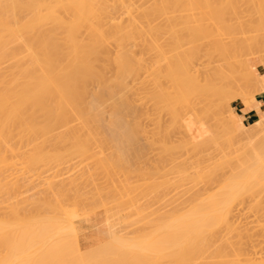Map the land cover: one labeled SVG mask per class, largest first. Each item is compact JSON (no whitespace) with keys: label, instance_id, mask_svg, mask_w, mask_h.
<instances>
[{"label":"bare ground","instance_id":"1","mask_svg":"<svg viewBox=\"0 0 264 264\" xmlns=\"http://www.w3.org/2000/svg\"><path fill=\"white\" fill-rule=\"evenodd\" d=\"M248 10L256 11L257 13H259V15H257V16H252V15L244 16V15H242L244 12H246ZM263 13H264V0H0V64L4 61L7 62V60H11L9 67L12 68V71H10V73H8V72L7 73H0V183L3 180L2 174L5 171V168L10 164L7 162L8 160H7L6 154L8 153V151H11V153L16 155L19 153V151L21 150V146H22V145H20V147H18V146L14 147L11 145V143H10L11 141H9V143H10V145H9V143H8L9 139L12 141H13L12 138L15 139L17 137L19 140H20V138H23V137L24 138L28 137V139L31 138L30 140H37L41 137L42 138L44 137L43 139H46V138L52 139V137L57 139L58 136L61 138V140L62 139H68L70 136L68 134H67L68 136H66L65 134L68 133L67 131H69V130L71 132L72 127L74 126L76 129L73 128V129H75V131L72 130V131H74L72 133L74 135H76V134L80 135V133L82 132L83 133V137H82L83 141H87V139H84L87 136L89 137L90 140H92V138L95 140V139H98L99 137L101 139H104L102 136V133H105V132L106 133L109 132L108 134H110V135H108L109 136L108 138H112L115 141H116V139H119V138H121V140H122L123 137H125L124 139L127 138V140H129L128 138L131 137L130 132H132L133 135L136 134L134 129H133V126H131L132 123H134L138 120V119H134V118L141 116L138 114H137V116L135 115V117L133 116L136 112V111L134 112V109H135L134 106H136L137 104H136V102L133 103L134 100L132 99V98H135L134 95L132 97V94H134L133 93V91H135L134 88L137 87L136 82L140 80V82H138L141 84L140 86L142 88V89L140 88L141 89L140 92L142 90H144V91L146 90V92L149 93L150 95L153 92V94L151 96H153L155 98V101L153 102L154 106L152 105L154 108H151L150 105L152 103L150 104V102H152L154 100L153 97H151L149 94H147L144 91H143L144 93L141 92V93H143L142 97H144L145 94L149 95V96L146 95L145 98L149 99L151 97L149 99L150 102L148 100L144 99V100L149 102L148 104L150 106V107L148 106V109L144 108V109H146L145 111L143 110V112H145V113H146V111L148 112L145 115V118H148V117L150 118V116H151L152 117V118H150V121H151V119L153 120V117L155 116L154 117L155 121L153 120L152 122H154V125H155V123H158L155 126H156V128H157V126H159L158 127V130L160 129L159 130V136H161L160 134L162 132V135L166 137V140H164V137L163 138L161 137L163 142L165 141L164 144H168L170 146V144H169V142H167V140L170 141V140L176 139V137H174V136H177L180 134L179 137L177 136L178 141L176 140L177 141L176 142L174 140V143L175 142L177 143V144L175 143L176 149L173 147L174 152L176 150H178L177 152L181 153L180 159H183L185 157L183 160H181L182 161L181 165H183V166L180 168L182 170H179V171H181L180 173H182V175L185 179L189 176L191 180L193 179V182L196 181V182H200V183L203 182V183H207V184L210 183L211 181H213L215 183L216 181H214L215 180L214 177L215 178L217 177L218 182H219V186H220L219 188L221 189V190L218 189L216 192H214L215 194L211 193L210 192L211 188L213 189V191L215 190L213 188L214 183L212 184V182H211V185H212L211 188L209 187L210 184H209V186L207 185L208 188L206 187L205 193L200 192L199 195L196 194L198 196L195 197L196 200L195 199L193 200L194 203L192 201L191 202L187 201L188 203H192V204L189 205L187 203L189 206L188 205H187L188 207L183 206L182 209L179 210L180 212L179 211L176 212V213H178L177 215L174 214L175 216L174 215L170 216V215H172V214H170L169 218H164L166 221V223L164 222V225L162 227L163 232H164V234H163L164 236L163 237L161 236V238H164V239H163L162 243L159 240L160 243L162 244L161 245L162 250L159 249V244L154 243V240L152 241V239H151L157 233H154V235L152 234V237H149L151 239V241L145 242L146 244L142 243V244H144V246L141 244L140 240H138L139 241L138 242L136 239V242L138 244L140 243L143 246L142 249L144 250L143 251L144 254L146 252V253L150 254V256H153V255L159 256L158 254L162 253L163 257H165V261L167 264H264V257H263L264 256V225L260 224V223L264 222V220H263L264 218L262 219L263 221H261V219H258L259 217L258 218L256 217L257 213H254L255 218H257V219H252V220L248 221V218H246L245 215L242 216L243 215L242 212L244 210L239 209L241 207L243 209L245 206H247L248 209L250 207V203L248 202L249 205H247L248 203L245 204L246 202L244 203V201H243V206L239 207L240 203L242 205L243 199H241V197L242 198L244 197V199H245V196L248 195L247 197L249 198V196L253 195L252 193L255 192L256 188L259 189V188L263 187V189H264V153H263L264 145L259 146L260 148L258 146H255V147L251 146L254 149V152H252L249 156L247 155L248 157L242 156L243 157V159H241L242 163L239 164V166L237 168H235L236 166L235 167L232 166L234 168V171H232L234 173L233 177L231 178L232 180H230L229 178L227 179L224 172H222V174H220V175H222V177H220L221 180L219 179L220 175L216 174L220 168L224 169V167L226 166L225 165V159L226 158L224 159V157L225 156L228 157V155L224 154L225 156L223 157L222 161L219 160V162H218L219 164H221V166H224V167H220V165L218 163L217 164L215 163L214 165H212L215 168L218 167V170L214 169V167H210V168L208 167L209 166L208 164H210L214 161V158H215L214 156H213V161H211V160L209 161L208 159H206L205 156H201L202 154H206V152H205L206 150L208 152V149L209 150L211 149L208 146V144H211V143H208V142L211 141L212 146H213L214 145L213 143L217 142V139H215V138H220L222 135L221 133L224 132L222 125L220 126V124H218L217 120H216L215 122H216L217 126H216L215 130H217V128L220 126V127H222L223 132L221 130H219L220 129L219 128L218 131L221 132L220 137L218 136L219 132H217L218 135L216 134L218 137L211 135L213 133L215 135V132H211L213 130L212 129L213 127H211V126H214V125H211L212 124L211 122H213L215 120L214 119L213 121H211L212 117H213V115H215V117H216V115H218V113L220 111V110L219 111L217 110L218 111V112L216 111L217 114H213V111H215V109L217 108L216 106L219 107L218 104H215V101L217 98H214V97H216V95L218 97V95H219L218 99H219V102L221 105L222 104L227 105L228 103H230V98L228 99V97H230L229 95L233 94V93L228 92V90H227V89H230V88H227L228 86L230 87L229 83L231 82L229 76L231 75V72H233V73L236 72V73L240 74L242 77H243V75L245 76V74L242 73L243 71H241V68L243 67V64H244L243 60L245 58H247V56H249L247 54L251 53V52L247 53L246 49H247V47H249L251 49L252 48L250 46L251 44L252 45L253 44H259L258 41L253 42V37H248V36L244 35L245 33L242 30L244 18L247 17L249 20H253L256 23V26L258 27V29H262V28H264V14ZM230 26H233L234 29H237L238 31L234 30L231 32V30H229L227 33H224L223 31L230 29ZM224 35H226V36H224ZM227 36L230 40L233 39L235 41V43H237L238 45H236L234 47L233 46L230 47L229 43H227L229 45V46L227 45L228 48L225 45H224L225 47L222 46L221 42L223 40L227 41V39H224ZM162 39H164V40L162 41ZM258 39L261 42H264V34H261V36ZM229 42H231V41H229ZM112 43L115 44V46H116V48L114 50L112 47L113 51L110 49V45ZM224 43H226V42H224ZM248 44H249V46H247ZM165 45L168 46V49H165L166 48ZM215 58L217 59V62L215 61L216 60ZM220 61H223L224 63L229 65V67H227V69L230 68V70H232L230 72V74L227 72V69H224L227 73L223 69H218V67H220L219 66L220 64L216 65L215 62L219 63ZM236 63L239 64L238 70H237V66H236L237 64ZM226 64H225V68H226ZM233 65L236 66V69L234 67L235 71L232 68ZM222 66H223V64H222ZM239 66H240V68H239ZM262 66L264 67V65H262ZM8 70H10V69H8ZM258 70L259 69L253 70L255 73L258 74L257 77H259V75L260 76L262 75V73L258 72ZM216 71H217V73H215ZM143 74L145 75V77H143L144 76ZM233 76L234 75H232V77ZM236 77H239V75H236ZM216 78H217V80H216ZM228 78H229L230 82L228 81ZM134 81H135V83L133 85L132 82H134ZM216 81H218V82L216 83ZM233 81L234 80H232V82ZM257 83L260 84V86L262 85V83L264 84V77L263 78L260 77L258 79V81L256 82V84ZM150 84L152 85L151 90H149L151 87ZM149 85H150V87H149ZM140 86L138 84V87H140ZM258 89H260V88L258 87ZM261 89H263V88H261ZM216 91H217V93H216ZM229 91H231V89ZM260 91L261 90H259V92ZM215 93H216V95H215ZM227 93H230V94L228 95ZM240 94H239V96H241V97L244 95L243 93L241 95ZM142 97H140V98H142ZM136 98H137V96H136ZM244 98H245V96H244ZM218 99H217L216 103H218ZM140 100L144 101L143 98ZM138 101H137V103H138ZM142 101L141 102L139 101V103H138L139 106H140V103L142 105ZM146 101L144 103H146ZM198 104H200L199 105L200 107L197 106ZM145 105L146 104H144V106ZM213 107H216V108H214V110H213ZM142 108H143V106H142ZM149 109L150 110L154 109L155 113H154V111H152L153 113H151V111ZM149 111H150V113H149ZM133 112H134V114H133ZM139 112L140 111H137L136 113H139ZM152 114H154V116H152ZM146 116H148V117H146ZM140 118H144V116L143 117L141 116ZM144 120L141 123H144L145 122ZM139 121H142V120L139 119ZM73 122H76L75 124H77V125H81V124H84V125L89 124V125L88 126L82 125L84 127H82V128L80 127L78 129L77 127H79V126L76 127ZM77 122L80 124H78ZM105 122H107V124L111 123L112 125L107 127V124ZM226 122L224 123V125L226 124ZM69 123L70 124L72 123L74 125L71 124L72 126L69 128V126H70V125H68ZM97 123L98 124L101 123L100 124L101 126H102V123H103V126H104V124H106V127L104 128L102 126V128H104V129H100L101 126L98 127ZM122 123H124V124L129 123V125L132 127V129L127 124H125V126H121L120 124H122ZM92 124H94V125H92ZM227 124L229 125L228 122H227ZM58 125H60V126L62 125L63 127H65V125H67V127L65 129H63L66 133H61V132H63V130L60 127L61 131H59L58 132L59 134H58L56 132L57 130H59ZM93 126L95 128L98 127L99 129L98 128L95 129V128H93ZM139 127H141V126H139ZM148 127H150V126H148ZM141 128H139L140 130L137 129V131L138 132L141 131L143 129V128L142 129ZM156 128H155V130H156ZM226 128L227 127L224 126V129H226ZM147 129H149V128H147ZM144 130H146V129H144ZM158 130H156V131H158ZM75 132H77V133L75 134ZM98 132H99V135H98L99 137L97 138L95 136ZM143 132L146 133L145 131H143ZM100 133H101V135H100ZM60 134H62V135H60ZM73 134H72V137H70L69 139H74L77 141V143H75L76 144L75 146H74V144L72 145V148L74 146V148H73L75 151L74 153H76L77 155L79 153L80 154L89 153L90 151H89V148L87 146L88 144L87 145L85 143L79 144L80 143V137H78L79 135L78 136L76 135L77 137H74ZM105 134H103V135H105ZM227 134H229V132ZM227 134H223V135L225 136ZM55 135H56V137H55ZM85 135H87V136H85ZM106 135H105V137L107 138ZM48 136H50V137H48ZM91 136H92V138H91ZM136 136H137V134L135 135V137ZM144 136H146V135H144ZM152 136H156V135H152ZM157 136H158V134H157ZM205 136H207V137H205ZM228 136L229 135H227V137ZM66 137H68V138H66ZM135 137H133V138H135ZM60 138H58L59 141H60ZM139 138H140V136H139ZM18 139H16V140L18 141ZM220 139H223V138H220ZM30 140H29V143H30ZM207 140H208V142H206ZM225 140H226V138H225ZM26 141H28V140L26 139ZM115 141H113V142H115ZM213 141H215V142H213ZM102 142H103L102 143L103 146H105V148H106L107 142L104 143V140ZM118 142H120V140ZM118 142L117 143L115 142V144H112V145L114 147L116 146L117 149L120 148L119 151H121L123 153L124 150H122L121 148H123V147L125 148L127 146V144L123 143L122 141H121L122 143L121 142L118 143ZM26 143H28V142H26ZM78 144H79V147L77 146ZM145 144H146V142H145ZM164 144H162V145H164ZM204 144H206V145L204 146ZM215 144H216V146L218 145L217 143H215ZM122 145H124V146H122ZM146 145H148V144H146ZM149 146H150V144H149ZM33 148L35 150L34 156L29 157L30 159H27L26 162L23 161V162H25V164L27 163L29 166H32V170L34 169L33 168L34 164L35 163L37 164V162L39 163L43 159L42 158L43 154L44 155L47 154V153L45 154V152H46L45 148L46 147L44 146V144L41 145L39 143H37V144L35 143ZM56 148H54L52 150L54 151ZM261 148L263 151L261 150ZM58 150H59V148H57L55 151H58ZM219 150H220V147H219ZM223 150H225V149H223ZM23 151H25V149ZM259 151H262V152H260L261 154L259 153ZM60 152H61V149H60ZM70 152L68 151V154ZM116 152L118 153V151H116ZM125 152H127V151H125ZM211 152H213V151H211ZM64 153L66 155L67 151H65ZM122 153H121V155H122ZM171 153H173V152H171ZM223 153H225V152L223 151ZM20 154L24 155L23 153H19L18 155H20ZM35 154H36V156H35ZM91 154H93V153H91ZM119 154H120V152H119ZM136 154H137V152H136ZM179 154H176L173 156L176 157ZM32 155H33V153H32ZM54 155H56V154H54ZM54 155L52 157H54ZM59 155H61V153H59ZM210 155H212V154H210ZM39 156H41L42 159H40ZM182 156H184V157L182 158ZM206 156H207V154H206ZM56 157L60 159V156L58 157V152H57ZM61 157H63V155ZM97 158H96L97 160H100L99 156ZM145 158H147V157H145ZM167 158H169V157H167ZM189 158H191V160H192V158L197 159L199 162L198 163L197 161H195V163L197 162L198 165H196V167L194 168L195 171L192 170V174L194 173V175L189 174L191 172V170H189L190 172H188V169L189 168L192 169L195 165V163L193 162L194 165L192 164L193 167L191 166V162L193 160L189 164V160H190ZM202 158H205L206 159L205 161L208 160V163L205 162V163H207L208 166L204 165L205 163H203V167H202V165L200 166L201 162L204 161ZM93 159H95V158L93 157ZM174 159L175 158H173V160ZM176 159H178L177 160L178 162L180 161L179 158H176ZM14 160H15V158H14ZM55 160H58V159H55ZM119 160H120V158H119ZM43 161L45 162V160H42V162ZM12 162H14V161H12ZM23 162L21 161V164ZM44 162H43V164H44ZM101 162H102V160H101ZM103 162H104V159H103ZM103 162L101 164H102V166H104V169H106L105 168L106 165H104ZM227 162L230 163V159ZM92 163H93V161H92ZM119 163L117 165H119ZM127 163H129V162H127ZM127 163H126V165H127ZM222 163H224V165ZM229 163H227V164L230 167L231 165ZM45 164H46V162H45ZM114 164H116V163H114ZM121 164L122 163H120V165ZM177 164H180V163H177ZM89 165H90V163L88 164V166ZM96 165H97V163H96ZM185 165H187V168L185 167ZM216 165H217V167H216ZM70 166H72V165H70ZM102 166H100V169ZM111 166H113V165H111ZM122 166H123V164H122ZM130 166H131V163H130ZM163 167H165V166H163ZM232 167H231V169H232ZM22 168H24V167H22ZM176 168H177V166H176ZM29 169H31V168H29ZM163 169H165V168H163ZM108 170L109 169H106L105 172H108ZM154 170H155V168H154ZM170 171H172V169ZM7 172H8V169H7ZM115 172H116V170H115ZM23 173H22V175H24ZM154 173H156V172H154ZM158 173H160V172H157V174ZM214 174H215V176H214ZM103 175H104V173H103ZM108 175H110V174L108 173ZM141 175H142V173H141ZM164 176H165V174H164ZM224 176L226 178L225 180H224ZM16 177H15V179H16ZM183 177H181V178H183ZM34 178H33V180H34ZM112 178H111V180H112ZM222 178L224 181L222 180ZM13 179H14V177H13ZM105 179H107V178H105ZM166 179H168V178H166ZM23 181H22V183H23ZM86 181H88V180H86ZM220 181L221 182L223 181V182L221 183ZM98 182H100V181H98ZM15 183H16V181H15ZM172 183H173V181H172ZM2 184H3V182H2ZM7 184H9V183H7ZM145 185L147 186V184H145ZM3 186L4 185H2V187ZM18 186L16 185V187H18ZM30 186L28 185V187H30ZM4 187L2 188L3 190L5 189ZM8 187H7V189H8ZM16 187H14V188H16ZM202 187H204V186H202ZM52 188H54V186ZM59 188H61V187H59ZM97 188H99V187H97ZM199 188L200 187H198V189ZM26 189L27 188L25 187V190ZM33 189L34 188H32V190ZM94 189H95V187H94ZM109 189H111V188L109 187ZM202 189L204 190L205 188H202ZM8 190L10 191V193H12V191H13V190L11 191V188ZM170 190H172V189H170ZM0 191H1V189H0ZM4 191L6 192V190H4ZM29 191L30 190H28L26 192H29ZM108 191H110V190H108ZM218 191H219V193L216 194ZM5 192H3V194H5ZM10 193H8V194H10ZM203 193L208 194L207 196L205 195L207 198L205 196L201 195L202 197H205L206 199H202V198L199 199L201 197L200 194H203ZM248 193H251V195ZM3 194H1V195H3ZM17 194L19 195V193H17ZM147 194H149V193H147ZM182 194H184V193H182ZM18 195H17V197H18ZM3 196H5V195H3ZM8 196H10V195H8ZM24 196H26V195L24 194ZM182 196H184V195H182ZM255 196H257V195H255ZM261 196H262V193H261ZM7 197H5V198H7ZM20 197H23V196H20ZM28 197H30V196H28ZM28 197L27 196H26V198L23 197L22 201L24 199L27 200ZM75 197H76V195H75ZM10 198H12V197L10 196ZM35 198H36V196H35ZM42 198L44 201V196ZM81 198H82V196H81ZM251 198H252V196H251ZM1 199H0V201H2V202H0V204L1 203L4 204V201H5L4 197L2 200ZM141 199H142V197H141ZM239 199H241V201ZM40 200L42 201L41 197L38 198V200L36 199L34 201H37L38 202L37 204H39ZM106 200H108V199H106ZM176 200H175V202H176ZM6 201H7V199H6ZM46 201H48V200H46ZM250 201L252 202V200H250ZM49 202H46L47 203L46 206H48L50 204ZM92 202H94V201H92ZM12 203L10 204L11 207H13V208L15 207V209L17 210L16 206H13ZM28 203H27V205H28ZM30 204L32 205V203H30ZM51 204H52V201H51ZM179 204H180V202H179ZM244 204H245V206H244ZM262 204L263 203L261 201L260 205H258V206L260 208V211L263 213L264 210H261ZM79 205H80V203H79ZM135 205H136V203H135ZM50 206L52 207V205H50ZM99 206L100 205H98L97 208ZM253 206H255V205H253ZM253 206L250 208L252 209ZM35 207L38 209L37 206H35ZM40 207L43 208L42 206H40ZM255 207L253 209H256ZM259 208H257V209H259ZM6 209H8V208L6 207ZM32 209L33 208L30 209L29 213H32L31 212ZM54 209L55 208H53V210ZM112 209H114V208H112ZM176 209L177 208H175V211H176ZM244 209L246 211V208H244ZM262 209H264V205H263ZM33 210H35V209H33ZM47 210H46V212H47ZM53 210H51V211H53ZM236 210L238 213L237 212L235 213ZM240 210H241L242 214L240 213ZM12 211H13V209L11 210V212ZM27 211H28V209H27ZM27 211H25L24 214H26ZM36 211L37 210H35V212ZM55 211H56V209H55ZM111 211H109V212H111ZM19 212H21V210ZM56 212H58L57 214H59L58 210ZM107 212H108V210H107ZM2 213L5 214V212H2ZM41 213H43V212H41ZM44 213H45V211H44ZM173 213H175V212H173ZM245 213H247V212H245ZM17 214L13 215V213H12L11 217L14 216L13 218L20 220V219H18V217H16V216H18ZM24 214H23V216H21L22 214H20L19 216L27 218L28 215H24ZM33 214L35 215V213H33ZM47 214H50V213H47ZM246 215L249 216V212ZM250 215H251V212H250ZM251 216H253V215H251ZM5 217H7V216H5ZM8 217L10 218V216H8ZM64 217H66V216H64ZM108 217L110 218V216H108ZM161 217L163 219V215H161ZM253 217H250V218H253ZM13 218H10L9 220L12 219L15 222V219H13ZM28 218H27V220L30 221V222L29 221L28 222L33 223L34 225L29 224L30 225L29 227L27 225L26 226V227H28L27 228L28 230H26L27 232L25 230H23L26 227H24V225H21L23 233L22 232L18 233V235L21 234L19 236L17 234H15L18 231H21V229H20L21 226H19V228L17 227V225H19V223L17 225L15 223V225H13L14 224V223H12L13 221L12 222L10 221L11 222V226H10V222L6 221V219H5V221L9 223L8 225L4 224L5 222L4 223L2 222L3 219L1 220L0 224L3 223L4 226L3 225H0V226L6 227V228H4V232L1 231V234L5 233V231L7 232V230L11 234L10 235L9 233H6V234H8V237L6 236L7 239L5 238V240H7L5 242L6 243L5 246L7 247V249L9 247V249H8L9 251L12 249L13 252H17V251L20 252V250L24 251V249L28 248V247L29 248H32V247L35 248V246L37 247V244H38V248H40V246L45 247V245H43V244H46L47 248L48 247L50 248L51 246H53L51 243H49V244H51V246L49 244H47V242L45 243V241L47 239L46 240L44 239L45 241L44 240L38 241L39 239L40 240L43 239L42 237L40 238L41 231L46 230V229H43L40 231L38 229L40 227V226H38V224H40V222H39L40 218H39V221H38V219L33 221L32 219H34L35 217L32 219L30 217H28ZM49 218H50V216H49ZM52 218H54V217H52ZM153 219H155V218H153ZM7 220H8V218H7ZM27 220H25L24 222H27ZM50 220H51V218H50ZM155 220H157V219H155ZM158 220L160 221V219H158ZM46 221H48V220H46ZM56 221H58V220H56ZM162 221H164V220H162ZM251 221L252 222L258 221L259 223L258 222L251 223ZM67 222H68V220H67ZM55 223L56 222H54V224ZM68 223H69V225L66 227V229H65V227L63 229H65L67 231L69 230V232L66 233V231H64V230H60V229L59 230L63 233H66V234H68V233L74 234L75 233L74 224L72 222H70V219H69ZM126 223H128V222H126ZM135 223L136 222H134V224ZM247 223L250 224L251 226L248 225ZM255 223H257V225L258 224H260V225L257 226ZM25 224H28V223H25ZM140 224H142V222ZM253 224H255V226ZM61 225L64 226L63 223ZM43 226L41 224V227H43ZM118 226L116 225V227H118ZM253 226H254V228H253ZM36 227H37V229H36ZM149 227H150V225H149ZM13 228L20 229V230H16ZM32 228H34L35 231ZM114 228H111V229L113 230ZM156 228L157 227H155V229ZM255 228L257 229L258 232L256 231ZM47 229H48V227H47ZM50 229L53 230V228H50ZM57 229H55V230H57ZM152 229L154 230L153 227H152ZM251 229L252 230L254 229L253 233H251V231H252ZM2 230H3V228H2ZM10 230H12V231H10ZM31 230H33V231L31 232ZM37 230H39L40 233ZM59 230H57V231H59ZM158 230L160 232L162 229L159 228ZM53 232H51V233H53ZM156 232H158V231H156ZM27 233L30 236L27 235ZM114 233H113V235H115ZM257 233H258V235H257ZM22 234L27 235V236H25V238H24V236ZM31 234H32V236H31ZM43 234H46V232L45 233L43 232L41 235H43ZM150 234H151V232H150ZM12 235H14L15 237ZM48 235H51V234L48 233ZM59 235H61V233H58V236ZM63 235L64 234H62V236ZM75 235L74 236L72 235V237L73 238L77 237ZM11 236L14 239L11 238ZM28 236H29V240L30 239L36 240V238H38L36 240V242L34 241L33 243H32L33 240H30L32 243V247H31V243H29L30 241L28 240ZM54 236H57V235L54 234ZM253 236H255V237H253ZM51 237L52 238H50V239H54L53 236H51ZM123 237L124 236L115 237V238H120V239H118V241H115V238H114L113 241H115V243L119 242L120 246H122L123 249H125V250H127V248H128L129 250L131 249L130 251L139 252L138 251V248H139L140 252L142 251V249H140V247H142L140 244H139V246H140L139 247L138 244L136 245L135 242H134L135 244H133V243L129 244V243H131V242H129V240H127L128 244L124 243V241L120 242ZM15 238H16V240H19V239L20 240L16 241ZM21 238L23 239V241ZM149 238H148V240H150ZM11 239L13 241H11ZM63 239H64L63 240L64 242L67 239L65 243L63 242V244H64L63 246L68 247V249L72 248L73 251L75 250L76 253L80 250L79 246H78V242L76 244L77 245L76 249H78V250H76L75 244L70 245V242L68 241L69 237H66ZM2 240H0V241L2 242ZM8 240H9V242H8ZM61 241H59V243ZM110 241L108 243H112V241L111 242ZM141 241H145V239H143V240L141 239ZM146 241H147V238H146ZM156 241H158V240H156ZM16 242H18V243H16ZM49 242H53V240H50ZM74 242L76 243L75 240H74ZM74 242L72 241V243H74ZM10 243H12V244H10ZM13 243H15L16 245L19 244L18 245L19 247L16 246L15 244L13 245ZM26 243L27 244L29 243L27 247H26V245H27ZM40 243H42V245H40ZM57 243H58V241H57ZM53 244H54V242H53ZM68 244H69V246H68ZM0 245H1V243H0ZM12 245H13V247L10 249V247ZM14 246L16 247V249ZM70 246H71V248H70ZM104 246L109 249V250H107L105 248L107 251L111 252L110 251V245L109 246L104 245ZM53 248H54V246H53ZM60 248H62V247H60ZM35 249H37V248H35ZM45 249L46 248H43V250H45ZM50 249H52V248H50ZM65 249H67V248H65ZM68 249L66 251H68ZM101 249L106 251L104 248H101ZM12 250H11V252H12ZM49 250H47V251L50 252L53 249L50 251ZM4 251H6V250H4ZM26 251L28 252V250H26ZM26 251L24 253H26ZM32 251H34L36 254L39 253L37 250H36L37 252L35 250H32ZM32 251H31V253H32ZM104 251L102 252L103 254L108 253L107 251H106V253H104ZM113 251H115V248L113 249ZM95 252L96 251H94L93 253L91 252L90 256H92V258H94L92 254H94ZM137 252H135V253L137 254ZM47 253L45 252V254H47ZM89 253L87 256H89ZM13 254L16 255V253H13ZM13 254L11 253L10 255H13ZM72 254H74V252ZM97 254H99V253L96 252L94 254L95 255L94 259H97L98 257L101 256V254H99L100 256H98ZM4 255H6V254H4ZM10 255H7V256H9L7 258L8 260L11 257ZM19 255H17V256H19ZM31 255H29L28 257H31ZM33 255H35V254H33ZM42 255H44V254H42ZM47 255H48V257H50L49 254H47ZM87 256L81 255V253H78L77 259H80V260H78V261H80L79 263L82 264L83 262L84 263L88 262L91 264L93 259L88 257L89 259L92 260V261L91 260L88 261L89 259H87ZM107 256H109V255H107ZM140 256H142V254ZM22 257H24V255ZM45 257L47 258V256H45ZM45 257L41 258V260L44 259ZM54 257H55V255H54ZM64 257L65 256H63V258ZM119 257L121 258V256H119ZM125 257L126 256H124L123 258L125 259V263H126V261H128L129 258H125ZM155 257L153 259L151 258L150 261L153 262L152 260H155V262H156ZM161 257H160V260H161ZM19 258L20 257L15 258L13 255V259H15V260L17 259V260L16 261L14 260L15 262H12V263L15 264ZM50 258H53V256ZM81 258H85V259H87V261L82 262L83 259H81ZM101 258H103V257H101ZM138 258H140V257H138ZM144 258H146V257H144ZM11 259H12V257H11ZM130 259H131V257H130ZM147 259H144V260L147 261ZM8 260H6V262ZM48 260L51 262L53 259L52 260L48 259ZM65 260H68V258ZM73 260H76V259L73 258ZM98 261L99 260H97L96 262H98ZM100 261H99V263H100ZM117 261L120 262V259H118ZM117 261H116V264H119V263H117ZM122 261H124V260L122 259ZM122 261L120 262V264L124 263ZM26 262L28 263V260ZM38 262H40V259ZM38 262H36L35 264H37ZM94 262H95V260H94ZM112 262H113V259H112ZM137 262H138V260L136 261V263ZM148 262H149V260H148ZM7 263L10 264L11 260H9ZM46 263H49V262L47 261ZM114 263H115V258H114ZM136 263H133V264H136ZM16 264H19V263L17 262ZM41 264H44L43 260H42ZM72 264H74V263H72ZM105 264H107V263L105 262ZM137 264H139V263H137ZM161 264H163V263L161 262Z\"/></svg>","mask_w":264,"mask_h":264},{"label":"rangeland","instance_id":"2","mask_svg":"<svg viewBox=\"0 0 264 264\" xmlns=\"http://www.w3.org/2000/svg\"><path fill=\"white\" fill-rule=\"evenodd\" d=\"M264 14V13H263ZM242 15H244V16H247V15H252V16H257V15H259V13H257L256 11H251V10H248V11H246V12H244ZM229 30H231V32L232 31H238L237 29H234V27L233 26H230V29H227V30H224L223 32L224 33H227ZM242 30L244 31V35H246V36H248V37H253V42H255V41H258V43L259 44H251L250 46L252 47L251 49L249 48V47H247V49H246V52L247 53H249V52H251V53H249V54H247V55H249V56H247V58H245L243 61H244V64H243V67L241 68V71H243L242 73H244L245 74V76L243 75V77L240 75V74H238V73H233V72H231L232 70H230V68H228L227 69V67H229V65L228 64H226V63H224L223 61H220L219 63H216L217 62V59L215 60L216 62H215V64L217 65V64H220L219 66L221 67H218V69H227V72L230 74V72H231V77L229 76V78H230V80H231V82L229 81V78H228V81L230 82L229 83V85H230V87L228 86L227 88H230L231 89V91H229L230 89H227L228 90V92H232L233 94H230V93H227L230 97H228V99L230 98V103H228L227 105H225V104H220V102H219V95H218V97H217V95H216V93H217V91H216V93H215V95H216V97H214V98H217L218 99V103H216L217 102V99H216V101H215V104H218L219 105V107L218 106H216V107H213V110H214V108H216L215 109V111H213V114H217V112L219 111V113H218V115H216V117H215V115H213V117H212V120L211 121H213L214 119V121L213 122H211L212 124L211 125H214V126H211V127H213L211 130V132H215V135H214V133L213 134H211V135H213V136H216V137H220V135H221V137L220 138H223V139H220V138H215V139H217V142H215V141H213V142H215V143H217L218 145L216 146V144L215 143H213L214 145V147L212 146V142L210 141V142H208V140L206 141V142H208V143H211V144H208V146L211 148L210 150L208 149V152H207V150L205 151L206 152V154H207V156H206V154H202L201 156H205L206 157V159H208L209 161L211 160V161H213V156L215 157L214 158V163L212 162V163H210V164H208L207 165V163H208V160L207 161H205L206 159L205 158H202L204 161H202L201 162V164H200V166L202 165V167H203V163H205V162H207V163H205L204 165H206V166H208L209 168L210 167H214V166H212V165H214L215 163L217 164L218 162H219V160L220 161H222V159H223V157L225 156L224 154H226V155H228V157H224V159H225V167L224 166H221V164H219L220 165V167H224V169L223 168H220L219 170H218V167H217V165H216V167L217 168H215L214 167V169H217L218 170V172L216 173V174H218V175H220V174H222V172H224V174H225V176H226V178L228 179H230V180H232L231 178L233 177V172L232 171H234V168L233 167H235V168H237L238 166H239V164H241L242 163V160L241 159H243V157L242 156H245V157H248L252 152H254V149L251 147V146H253V147H255V146H263L264 145V112L263 111H261L260 110V108H259V104H258V101H257V99H256V96H262V95H264V84L262 83V85L260 86V84H256V82L258 81V79L261 77V78H263L264 77V67L262 66V65H264V42H261L258 38L261 36V34H264V28H262V29H258V27L256 26V23L253 21V20H249L247 17H245L244 18V21H243V28H242ZM226 31V32H225ZM224 36H226V35H224ZM230 37V36H229ZM224 39H227V41L226 40H223L222 42L224 43V42H226V43H222L221 42V45L222 46H226L227 48H228V46L230 45V47L231 46H236V45H238L237 43H235V41L233 40V39H229L228 38V36L226 37V38H224ZM164 39H162V41H163ZM166 40V39H165ZM229 41H231V42H229ZM227 43H229V45L227 44ZM114 45V46H113ZM228 45V46H227ZM166 46V48L165 49H168V46L167 45H165ZM164 46V47H165ZM224 46V47H225ZM247 46H249V44L247 45ZM112 47H113V50L116 48V46H115V44H111L110 45V49L112 50ZM232 47V48H233ZM112 50V51H113ZM168 55V54H167ZM246 55V54H245ZM9 62V63H8ZM10 62H11V60H7V62L6 61H4V62H2L1 64H0V73H10V71H12V68L11 67H9L10 66ZM222 62V63H221ZM6 64V65H5ZM222 64H223V66H222ZM225 64H226V68H225ZM237 65V70H238V63H236ZM236 66H234L233 65V70L235 71V69H236ZM234 67H235V69H234ZM231 68V69H232ZM239 68H240V66H239ZM7 71H6V70ZM8 69H10V70H8ZM216 69V68H215ZM214 69V70H215ZM254 69H259L258 70V72H261L262 73V75L260 76L259 75V77H257L258 76V74L257 73H255L253 70ZM217 70V69H216ZM4 71V72H3ZM218 71V70H217ZM217 71L215 72V73H217ZM225 71V70H224ZM226 72V71H225ZM226 72V73H227ZM144 75V74H143ZM232 75H234L233 77L235 78H233L232 77ZM236 75H239V77H236ZM216 76V75H215ZM143 77H145V75L143 76ZM232 78V79H231ZM237 78V79H236ZM144 79V78H143ZM142 80V79H141ZM216 80H217V78H216ZM232 80H234L233 82H232ZM138 82H140V80L139 81H137L136 82V85H137V87H135L134 89H135V91H133V93L134 94H132V97H133V95L135 96V98H132L134 101H133V103L134 102H136V106L138 107H136V106H134V108L136 109H134V112L136 111H140L139 113H136L135 112V114H134V112H133V116L135 117V115L137 116V114L138 115H141L142 117L144 116V118H140L139 116V118L138 117H136V118H134V119H138L136 122H134V123H132V125L131 126H133V129H134V131H135V133L137 134V136L135 137V135L136 134H134L133 135V133L132 132H130V138H128L129 140H127V138L126 139H124L125 137H123V139L121 140V138H119V139H116V141L114 140V139H112V138H108L109 136L108 135H110V134H108L109 132H105V133H102V136H103V138L104 139H101L98 135H99V132L96 134V136L95 137H99L98 139H93L92 138V136H91V138H92V140H90L89 139V137L87 136V135H85V136H87L86 138H84V139H87V141H83L82 139V137H83V133L81 134L80 133V135L78 136L76 133L77 132H75V134L78 136V137H80V143L79 144H81V143H85L87 146H88V148H89V153H84V154H76V153H74L75 151H74V146L76 145L75 143H77V141L76 140H74V139H69L70 137H72V132H74L75 131V127L73 126L72 127V130H74V131H72L71 130V132H70V130L69 131H67L68 133H66L63 129H65L66 127H67V125H65V127H63L62 125L60 126V125H58V128H59V130H57L56 132L58 133L59 131H61L60 130V127H61V129L63 130V132H61V133H66L65 135L66 136H70L69 138L68 137H66V138H68V139H62L61 140V138L58 136L57 137V139L56 138H54V137H52V139L51 138H49V139H47L46 137V139H43L42 137L41 138H39V139H37V140H30V139H28V137H23V138H20V140L18 139V137L17 138H12L13 139V141L12 140H8V143H9V141H11L10 143H11V145L12 146H18V147H20V145H22L21 146V152L19 151V153H23L24 155H22V154H20V155H18V154H16V155H14L13 153H11V151H8V153L6 154V156H7V162L8 163H10L6 168L8 169V172H7V169L5 168V171L3 172V174H2V179L4 180H2L1 181V183H0V189H1V191H0V199L2 198L3 199V197H4V199H5V201H4V204L3 203H1L0 204V222H1V220H2V222L4 223V224H6V225H8L9 223L8 222H12L13 220L11 219V220H9L10 218H13L14 216H12L11 217V215H12V213H13V215H15V214H17L18 216H16V217H18V219H20V220H17V219H15V218H13V219H15V222L13 221L12 223H14L13 225H15V223H16V225L19 223V225H17V227L19 228V226H21V225H24V227H26L27 225H28V227L31 225V224H33V223H29L30 221L29 220H27V218L28 217H30L31 219L32 218H34V219H32L33 221H35L36 219H38V221H39V218H40V224H38V226H40L38 229L41 231V230H43V229H46L45 231L43 230V231H41V233L39 232V230H37L39 233H40V238L42 237L43 239L42 240H38V241H43L44 239L46 240H44L45 241V243L47 242V244H49V243H51L53 246H54V248H53V246H51V244H49L51 247L50 248H52V249H50L49 247V249L50 250H52V251H50L46 246V244H43V245H45V247H43V246H40V245H42V243H40V248H38V244H37V247L35 246V248H37V249H35L34 247H32V243L35 241L36 242V240L38 239V238H36V240H34V239H30V240H33L32 241V243H31V241L29 240V234L27 233V235H29L28 236V240L30 241H28L29 243H31V247L33 248H25L24 249V251H21L20 249V252H13V250L11 249L12 247H13V245L15 244V243H13V245L10 247V249L12 250V252H11V250L9 251L8 249H9V247H8V249H7V247L5 246L6 245V241L7 240H5V238H6V236L8 237V234H6V233H9V231L7 230V232L5 231V233H2L1 234V231L2 232H4V228H6V227H3L4 226V224L2 223V224H0V225H3V226H0V240H2V242L0 241V243H1V247H0V264L2 263V264H9V263H7L9 260H11V263L12 262H15L16 260L15 259H13V255H14V257L15 258H17V257H20L19 259H18V263L19 264H35L36 262H38L39 261V259H40V262H38L37 264H41V262H42V260H43V263L44 264H72V263H74V264H78L80 261H78V260H80V259H77V257H78V253H81V255H88V253H89V256H87V259H89L88 257H90V258H92V256H90V254H91V252L93 253L94 251H96V252H98L99 254H101V256L99 255V254H97L98 256H100V257H96L97 259H94L95 258V253L94 254H92L93 255V257L94 258H92L93 259V261L91 260V259H89L88 261H92L91 262V264L93 263V264H98L99 263V261H100V263L99 264H105V262L107 263V264H116V261L118 260V259H120V262L122 261V259L124 260V261H122V262H124V263H122V264H133V263H136V261L138 260V262L137 263H139V264H161V262L163 263V264H167L166 263V261H165V257H163V254L161 255V254H158L159 256H156V255H153V256H150V254H148V253H146L145 252V254H144V250L142 249L143 248V246H144V244H146L145 242H148V241H151V239H152V241L154 240V243H157V244H159V249L160 250H162V248H161V243L163 242V239L164 238H161V236L163 237L164 235V232H163V225H164V222L166 223V221H165V219L164 218H169L170 216H173L174 214H178V213H176L177 211H179V210H181L182 209V207L183 206H187L188 204L190 205V204H192V203H188V202H193V200L195 199V197L196 196H198L199 195V193L201 192H206V187H207V185L209 186V184H210V188H211V182H212V184L214 183L213 181H211L210 183H203V182H196V181H194L193 182V179L191 180L190 179V177L188 178H184L183 177V175H182V173H180L181 171H179V170H182V169H180L183 165H181V160H183L185 157V155L184 156H182V158L183 159H180L181 158V153L179 154L177 151L178 150H176L175 152L173 151L174 149H173V147L176 149V142L178 141V139H177V136L179 137V135H177V136H174V137H176V139H173V140H167V142H169V144H170V146L168 145V144H164L165 143V141L163 142V140L161 139V137L163 138L164 137V140H166V137L165 136H163L162 135V132H161V136H159V130H158V127L159 126H157V128H156V124H158V123H155V125H154V122H152L153 120L155 121V116H154V114H152V116H154L153 117V120L151 119V121H150V118H152L150 115V118L148 117V116H146V117H148V118H145V115L148 113L147 111H146V113L145 112H143V110L145 111L146 109H148V106H149V102H150V98L151 97H153V96H151L152 94H153V92H152V94L150 95L149 93H147L146 92V90L144 91V90H142L141 92H146L147 94H149L151 97L149 98V99H147V98H145L146 97V95L147 94H145V96L144 97H142V94L144 93H141L140 92V90L142 89L141 88V84L140 83H138ZM218 81H216V83H217ZM134 83H135V81L134 82H132V84L134 85ZM138 84H139V86L140 87H138ZM132 85V86H133ZM151 85V84H150ZM150 85H149V87H150ZM257 87V88H256ZM258 87L260 88V89H258ZM141 88V89H140ZM151 88H152V85H151V87H150V89L149 90H151ZM261 88H263V89H261ZM144 89V88H143ZM258 91H257V90ZM133 90V89H132ZM259 90H261L260 92H259ZM235 93V94H234ZM244 94L242 97L241 96H239V94ZM137 94V95H136ZM240 94V95H241ZM140 95V96H139ZM149 95H147V96H149ZM136 96H137V98H136ZM244 96H245V98H244ZM140 97H142L143 98V100L144 99H146V100H148V101H146V100H144V101H142V100H140V99H142V98H140ZM139 98V99H138ZM153 101L152 102H150V106H151V108H154L153 106H154V104H153V102L155 101V98L153 97ZM141 102L142 101V105H141V103H140V106L138 105V103H139V101ZM152 100V99H151ZM137 101H138V103H137ZM146 101V103H144ZM144 104H146L145 106H144ZM230 104V105H229ZM243 106V108H242V111H247V110H249L250 108H257V111H258V113H259V116H258V118L257 119H255L254 121H252L251 123H244V121H243V118H244V116L242 115V114H238L237 112V110L235 109V107L236 106H238L239 108L241 107V105ZM153 105V106H152ZM200 104H198L197 106L198 107H200L199 106ZM222 107H221V106ZM142 106H143V108H142ZM149 106V107H150ZM215 106V105H214ZM225 106V107H224ZM227 107V108H226ZM142 108V109H141ZM144 108H146V109H144ZM141 109V110H140ZM223 109V110H222ZM226 109V110H225ZM150 110V109H149ZM218 110V111H217ZM151 111V113H153L152 111H154V109H152V110H150ZM150 111H149V113H150ZM217 111V112H216ZM141 113V114H140ZM143 113V114H142ZM154 113H155V111H154ZM218 117V118H217ZM164 118V117H163ZM139 119L140 120H142V121H139ZM145 119V120H144ZM143 120L145 121L144 123H141V122H143ZM217 120V123L218 124H220V126L222 125V127H223V130H224V132H223V130H222V127H218L217 128V130H215L216 129V126H217V124H216V121ZM223 121V122H222ZM229 123V125L227 124V122ZM139 122V123H138ZM157 122V121H156ZM223 124H222V123ZM226 122V124L224 125V123ZM74 124L76 123V122H73ZM78 123V122H77ZM106 124H107V122H105ZM137 123V124H136ZM152 123V124H151ZM164 123V122H163ZM72 124V123H71ZM70 123L68 124V125H70L69 126V128L72 126V125H74V124H72L71 125ZM78 124H80V123H78ZM98 124V123H97ZM101 124V123H100ZM100 124H98V127H100L101 125ZM106 124H104V126H103V123H102V126L105 128L106 127ZM125 124H127V125H129V123H125ZM125 124L124 123H122V124H120L121 126H125ZM82 125H84V124H81V125H77V124H75V126L77 127V126H79V127H77L78 129L81 127H84V126H88V125H84V126H82ZM91 125V124H90ZM92 125H94V124H92ZM110 125H112L111 123H109V124H107V127L108 126H110ZM145 125V126H144ZM154 125V126H153ZM227 125V126H226ZM97 126V125H96ZM102 126H101V128L100 129H104V128H102ZM130 125H129V127L132 129V127H131ZM139 126H143L142 128L141 127H139ZM148 126H150V127H148ZM224 126L225 127H227L226 129H224ZM97 127V128H98ZM137 127V128H136ZM141 128L142 130L141 131H137V129H139V128ZM156 128V130H158V131H156L155 130V128ZM73 128H75V129H73ZM93 128H95L94 126H93ZM97 128H95V129H97ZM147 128H149V129H147ZM152 128V129H151ZM220 128V129H219ZM99 129V128H98ZM144 129H146V130H144ZM218 129L219 130H221L223 133H221L220 131H218ZM228 129V130H227ZM140 130V129H139ZM155 132H154V131ZM77 131V130H76ZM103 131V130H102ZM137 131V132H136ZM143 131H145L146 133H144ZM141 132V133H140ZM151 134H150V133ZM155 134H154V133ZM158 132V133H157ZM217 132H219V135L217 134ZM229 132V134H227ZM54 133V132H53ZM71 133V134H70ZM101 133H100V135H101ZM140 133V134H139ZM144 133V134H143ZM221 133V134H220ZM55 134V133H54ZM59 134V133H58ZM68 134V135H67ZM85 134V133H84ZM103 134H105L106 136H107V138L105 137V135H103ZM157 134H158V136H157ZM218 136H217V135ZM223 134H227V135H229L228 137H227V135H223ZM60 135H62V134H60ZM64 135V134H63ZM74 135V134H73ZM76 135H74V137H77ZM82 135V136H81ZM144 135H146V136H144ZM148 135V136H147ZM152 135H156V136H152ZM52 136V135H51ZM54 136V135H53ZM101 136V137H102ZM139 136H140V138H139ZM150 136V137H149ZM152 136V137H151ZM223 136V137H222ZM48 137H50V136H48ZM55 137H56V135H55ZM63 137V136H62ZM94 137V138H95ZM111 137V136H110ZM133 137H135V138H133ZM205 137H207V136H205ZM58 138H60V141L58 140ZM106 138V139H105ZM151 138V139H150ZM225 138H226V140H225ZM16 139H18V141L16 140ZM22 139V140H21ZM26 139L28 140V141H26ZM55 139V140H54ZM77 139V138H76ZM89 139V140H88ZM202 139V138H201ZM16 142H15V141ZM29 140H30V143H29ZM104 140V143L105 142H107V144H106V148H105V146H103V142L102 141ZM120 140V142L122 141L123 143H126L127 144V146L124 148H121L122 150H124V152L122 153L121 151H119V149L120 148H118L117 149V147L115 148L112 144H115V142L117 143L118 141ZM124 140V141H123ZM174 140L176 141L175 143H174ZM200 140V139H199ZM229 140V141H228ZM24 141V142H23ZM28 142V143H26V142ZM43 141V142H42ZM54 141V142H53ZM113 141H115V142H113ZM173 141V142H172ZM34 142V143H33ZM56 142V143H55ZM96 142V143H95ZM110 142V143H109ZM120 142H118V143H120ZM121 142V143H122ZM130 142V143H129ZM145 142H146V144H148V145H146L145 144ZM151 142V143H150ZM157 142V143H156ZM7 143V144H8ZM10 143H9V145H10ZM26 143V144H25ZM37 144V143H39V144H44V146L46 147L45 149V154L47 155H44L43 154V156H42V158H41V156H39L40 157V159H42V160H45V162H46V164H45V162H44V164H43V162H42V160L38 163L37 162V164L35 163L34 164V166H33V170H32V166H29L27 163V165L25 164V162L27 161V159H30L29 157H33L34 156V152H35V150H34V144ZM220 143V144H219ZM19 144V145H18ZM52 144V145H51ZM74 144V146H73V148H72V145ZM79 144L77 145L78 147H79ZM101 144V145H100ZM149 144H150V146H149ZM162 144H164V145H162ZM224 144V145H223ZM252 144V145H251ZM33 145V146H32ZM63 147H62V146ZM83 145V144H82ZM85 145V146H86ZM95 145V146H94ZM206 144H204V146H205ZM211 145V146H210ZM51 146V147H50ZM84 146V147H85ZM122 146H124V145H122ZM136 146V147H135ZM228 146V147H227ZM17 147V148H18ZM59 148V150L58 151H55L57 148ZM77 147V148H78ZM133 147V148H132ZM213 147V148H212ZM219 147H220V150H219ZM27 148V149H26ZM54 148H56L54 151L52 150V149H54ZM67 148V149H66ZM72 148V149H71ZM104 148V149H103ZM116 150H115V149ZM143 150H142V149ZM170 148V149H169ZM178 148V147H177ZM260 148V147H259ZM25 149V151H23V150ZM32 149V150H31ZM51 151H49V150ZM60 149H61V152H60ZM164 149V150H163ZM167 149V150H166ZM172 149V150H171ZM214 149V150H213ZM223 149H225V150H223ZM228 149V150H227ZM264 149V148H263ZM31 150V151H30ZM259 150V149H258ZM261 150H262V148H261ZM33 151V152H32ZM65 151H67V153H66V155H65ZM68 151L70 152L69 154H68ZM116 151H118V153L116 152ZM125 151H127V152H125ZM139 151V152H138ZM161 151V152H160ZM166 153H165V152ZM169 151V152H168ZM211 151H213V152H211ZM222 153H221V152ZM223 151L225 152V153H223ZM263 151V150H262ZM262 151H259V153L260 152H262ZM50 152V153H49ZM57 152H58V157L60 156V159L59 158H57L56 156H57ZM64 154H63V153ZM119 152H120V154H119ZM132 152V153H131ZM136 152H137V154H136ZM149 152V153H148ZM165 154H164V153ZM171 152H173V153H171ZM204 152V153H205ZM217 152V153H216ZM228 152V153H227ZM10 153V154H9ZM32 153H33V155H32ZM59 153H61V155H59ZM78 153V152H77ZM91 153H93V154H91ZM103 153V154H102ZM114 153V154H113ZM121 153H122V155H121ZM162 153V154H161ZM179 154L178 156H176V157H174L173 155H176V154ZM215 153V154H214ZM263 153H264V151H263ZM50 154V155H49ZM54 154H56V155H54ZM88 154V155H87ZM110 154V155H109ZM121 156H119V155ZM141 154V155H140ZM156 154V155H155ZM210 154H212V155H210ZM222 154V155H221ZM261 154V153H260ZM32 155V156H31ZM54 155V157H52ZM63 155V157H61ZM77 155V156H76ZM172 155V156H171ZM248 155V156H247ZM13 156V157H12ZM24 156V157H23ZM35 156H36V154H35ZM47 158H46V157ZM49 156V157H48ZM99 156V159L100 160H97L98 157ZM158 156V157H157ZM180 156V157H179ZM200 156V155H199ZM198 156V157H199ZM211 156V157H210ZM66 157V158H65ZM93 157L96 159H93ZM145 157H147V158H145ZM161 159H160V158ZM167 157H169V158H167ZM171 157V158H170ZM175 158L174 160H173V158ZM211 159H210V158ZM14 158H15V160H14ZM79 158V159H78ZM111 160H110V159ZM116 158V159H115ZM119 158H120V160H119ZM122 158V159H121ZM167 158V159H166ZM176 158H179V162L177 161L178 159H176ZM220 158V159H219ZM21 159V160H20ZM55 159H58V160H55ZM68 159V160H67ZM103 159H104V162H103ZM190 160H189V164H190V162H191V166L193 167V165H194V163H195V161H197L198 162V160L197 159H194V158H192V160H191V158H189ZM230 159V163L229 162H227L228 160ZM11 160V161H10ZM19 160V161H18ZM54 160V161H53ZM101 160H102V162L104 163V165H106V169H109L108 170V172H105L106 171V169H104V166H102V162H101ZM174 162H173V161ZM227 160V161H226ZM12 161H14V162H12ZM21 161L23 162V161H25V162H23L22 164H21ZM49 161V162H48ZM71 161V162H70ZM75 161V162H74ZM92 161H93V163H92ZM99 161V162H98ZM176 161V162H175ZM241 161V162H240ZM59 162V163H58ZM122 163L123 164V166H122V164L120 165V163ZM127 162H129V163H127ZM137 162V163H136ZM145 162V163H144ZM162 164H161V163ZM194 162V163H193ZM197 162L195 163V165H194V167L191 169V168H189L188 169V172H190L189 170H191V172L189 173V174H191V175H194V173L192 174V170H194V168L196 167V165H198L197 164ZM224 162V161H223ZM229 163L231 166L229 167V165L227 164V163ZM239 162V163H238ZM7 163V164H8ZM85 163V164H84ZM90 163V165L88 166V164ZM96 163H97V165H96ZM114 163H116V164H114ZM119 163V165H117ZM126 163H127V165H126ZM130 163H131V166H130ZM164 163V164H163ZM169 163V164H168ZM171 163V164H170ZM177 163H180V164H177ZM199 163V162H198ZM221 163V162H220ZM250 163V162H249ZM6 164V165H7ZM16 164V165H15ZM64 164V165H63ZM87 164V165H86ZM108 164V165H107ZM110 164V165H109ZM141 164V165H140ZM153 164V165H152ZM156 164V165H155ZM177 164V165H176ZM188 164V163H187ZM188 164V165H189ZM193 164V165H192ZM223 165H224V163H222ZM36 165V166H35ZM63 165V166H62ZM66 165V166H65ZM70 165H72V166H70ZM79 165V166H78ZM92 165V166H91ZM111 165H113V166H111ZM143 165V166H142ZM161 165V166H160ZM165 166V167H163V166ZM175 165V166H174ZM17 166V167H16ZM24 167V168H22V167ZM62 166V167H61ZM100 166H102L101 167V169H100ZM130 166V167H129ZM133 166V167H132ZM148 166V167H147ZM176 166H177V168H176ZM205 166V167H206ZM233 166V167H232ZM15 167V168H14ZM59 167V168H58ZM71 167V168H70ZM91 167V168H90ZM109 167V168H108ZM113 167V168H112ZM122 167V168H121ZM159 167V168H158ZM185 167L187 168V165H185ZM190 167V166H189ZM231 167H232V169H231ZM11 168V169H10ZM28 170H27V169ZM29 168H31V169H29ZM85 168V169H84ZM121 168V169H120ZM154 168H155V170H154ZM162 168V169H161ZM163 168H165V169H163ZM16 169V170H15ZM27 171H26V170ZM40 169V170H39ZM94 169V170H93ZM111 169V170H110ZM157 169V170H156ZM168 171H167V170ZM172 169V171H170ZM175 169V170H174ZM213 169V170H214ZM223 169V170H222ZM13 170V171H12ZM73 170V171H72ZM100 172H99V171ZM115 170H116V172H115ZM123 170V171H122ZM127 170V171H126ZM134 170V171H133ZM145 170V171H144ZM179 172H178V171ZM227 170V171H226ZM36 171V172H35ZM59 173H58V172ZM89 173H88V172ZM122 171V172H121ZM131 171V172H130ZM156 172V173H154V172ZM195 171V170H194ZM193 171V172H194ZM215 171V170H214ZM229 171V172H228ZM13 172V173H12ZM20 172V173H19ZM24 172V173H23ZM62 172V173H61ZM72 172V173H71ZM98 172V173H97ZM119 172V173H118ZM124 172V173H123ZM136 172V173H135ZM157 172H160V173H158L157 174ZM221 172V173H220ZM232 172V173H231ZM6 173V174H5ZM15 173V174H14ZM17 173V174H16ZM22 173L24 174V175H22ZM50 173V174H49ZM71 173V174H70ZM102 173V174H101ZM103 173H104V175H103ZM108 173L110 174V175H108ZM114 173V174H113ZM141 173H142V175H141ZM153 173V174H152ZM163 175H162V174ZM168 173V174H167ZM214 173V172H213ZM37 174V175H36ZM47 174V175H46ZM50 176H49V175ZM58 174V175H57ZM66 174V175H65ZM113 174V175H112ZM136 174V175H135ZM158 176H157V175ZM164 174H165V176H164ZM65 177H64V176ZM124 175V176H123ZM130 175V176H129ZM232 175V176H231ZM17 176V177H16ZM21 176V177H20ZM93 176V177H92ZM100 176V177H99ZM127 176V177H126ZM214 176H215V174H214ZM225 176H224V180L226 179L225 178ZM229 176V177H228ZM231 176V177H230ZM13 177H14V179H13ZM15 177H16V179H15ZM35 177V178H34ZM113 177V178H112ZM124 177V178H123ZM159 177V178H158ZM164 177V178H163ZM181 177H183V178H181ZM220 177H222V175H220L219 176V179H220ZM7 178V179H6ZM33 178H34V180H33ZM37 178V179H36ZM61 178V179H60ZM63 178V179H62ZM71 178V179H70ZM80 178V179H79ZM105 178H107V179H105ZM111 178H112V180H111ZM161 178V179H160ZM166 178H168V179H166ZM170 178V179H169ZM173 178V179H172ZM192 178V177H191ZM21 179V180H20ZM79 179V180H78ZM83 179V180H82ZM99 179V180H98ZM105 179V180H104ZM125 179V180H124ZM146 179V180H145ZM151 179V180H150ZM158 179V180H157ZM188 179V180H187ZM215 179V180H214ZM214 181H216L215 183H214V186H213V188L215 189L214 191H213V189L211 188V193H214V192H216L218 189H220L219 187V182H218V179H217V177L215 178L214 177ZM24 180V181H23ZM50 182H49V181ZM54 180V181H53ZM86 180H88V181H86ZM123 180V181H122ZM175 180V181H174ZM185 180V181H184ZM221 180V179H220ZM222 180H223V178H222ZM223 180V181H224ZM15 181H16V183H15ZM22 181H23V183H22ZM41 181V182H40ZM98 181H100V182H98ZM102 181V182H101ZM122 181V182H121ZM142 181V182H141ZM172 181H173V183H172ZM222 181V182H223ZM2 182H3V184H2ZM12 182V183H11ZM92 182V183H91ZM105 182V183H104ZM124 182V183H123ZM152 184H151V183ZM221 182V181H220ZM221 182V183H222ZM7 183H9V184H7ZM15 183V184H14ZM21 185H19V184ZM26 183V184H25ZM80 183V184H79ZM86 183V184H85ZM140 183V184H139ZM150 183V184H149ZM187 183V184H186ZM6 184V185H5ZM11 184V185H10ZM25 184V185H24ZM32 184V185H31ZM97 184V185H96ZM145 184H147V186L145 185ZM179 184V185H178ZM217 184V185H216ZM2 185H4L3 187L5 188L4 190H6V192L2 189L3 187H2ZM16 185L18 186V187H16ZM28 185L30 186V187H28ZM64 185V186H63ZM86 185V186H85ZM94 185V186H93ZM102 185V186H101ZM184 185V186H183ZM195 185V186H194ZM200 185V186H199ZM9 186V187H8ZM34 186V187H33ZM39 186V187H38ZM42 186V187H41ZM54 186V188H52ZM86 188H85V187ZM101 186V187H100ZM112 186V187H111ZM114 186V187H113ZM133 186V187H132ZM142 186V187H141ZM169 186V187H168ZM202 186H204V187H202ZM218 188H217V187ZM7 187H8V189H10L11 188V191H12V193H10V191L7 189ZM14 187H16V188H14ZM25 187L27 188L26 190H25ZM34 188L33 190H32V188ZM47 187V188H46ZM52 189H51V188ZM56 187V188H55ZM59 187H61V188H59ZM69 187V188H68ZM72 187V188H71ZM94 187H95V189H94ZM97 187H99V188H97ZM104 187V188H103ZM106 187V188H105ZM109 187L111 188V189H109ZM120 187V188H119ZM141 187V188H140ZM184 187V188H183ZM197 187V188H196ZM198 187H200L199 189H198ZM205 188L204 190L202 189V188ZM43 188V189H42ZM45 188V189H44ZM63 188V189H62ZM79 188V189H78ZM84 188V189H83ZM101 188V189H100ZM119 188V189H118ZM146 188V189H145ZM174 188V189H173ZM182 188V189H181ZM188 188V189H187ZM196 188V189H195ZM208 188V187H207ZM51 189V190H50ZM65 189V190H64ZM68 189V190H67ZM86 189V190H85ZM105 189V190H104ZM170 189H172V190H170ZM190 189V190H189ZM22 190V191H21ZM25 190V191H24ZM28 190H30L29 192H26V191H28ZM35 190V191H34ZM80 190V191H79ZM97 190V191H96ZM108 190H110V191H108ZM140 190V191H139ZM167 190V191H166ZM175 190V191H174ZM192 190V191H191ZM196 190V191H195ZM200 190V191H199ZM210 190V189H209ZM221 190V189H220ZM258 190V191H257ZM20 191V192H19ZM53 191V192H52ZM63 191V192H62ZM69 191V192H68ZM164 191V192H163ZM169 191V192H168ZM174 191V192H173ZM3 192H5V194H3ZM26 192V193H25ZM31 192V193H30ZM134 192V193H133ZM141 192V193H140ZM173 192V193H172ZM209 192V193H210ZM258 192V193H257ZM8 193H10V194H8ZM14 193V194H13ZM16 193V194H15ZM17 193H19V195L17 194ZM21 193V194H20ZM47 193V194H46ZM69 193V194H68ZM79 193V194H78ZM82 193V194H81ZM95 195H94V194ZM97 193V194H96ZM147 193H149V194H147ZM162 193V194H161ZM175 193V194H174ZM182 193H184V194H182ZM195 193V194H194ZM200 194V196L202 195V196H207L208 194ZM219 193V191L216 193V194H218ZM260 193V194H259ZM261 193H262V196H261ZM264 189H263V187L262 188H256L255 189V192H253L252 194L254 195H251V193H248V194H250L251 196H252V198H251V196H249V198L247 197L248 195H244L245 196V199H244V197L242 198L241 197V199H243L242 200V205H241V203H240V205H239V207L240 206H243V201H244V203L245 204H247L248 202L250 203V207H252L253 205H255V206H253V208L255 207L256 209H251L250 207H249V209H248V207L247 206H245V204H244V208H246V211H245V209L243 208L242 209V207L241 208H239V209H241V210H244L242 213H243V215L242 216H246V218H248V221H250V220H252V219H257L258 217V219H261V221H263L264 219V212L262 213L261 211H260V208H259V206L258 205H260V203H261V201H262V207H263V205H264ZM1 194H3V195H5V196H3V195H1ZM24 194L28 197V196H30V197H28V199L26 200V199H24L23 201H22V198L23 197H25L26 198V196H24ZM33 194V195H32ZM56 194V195H55ZM62 194V195H61ZM76 195V197H75V195ZM101 194V195H100ZM125 194V195H124ZM147 194V195H146ZM168 194V195H167ZM171 196H170V195ZM196 194H198V195H196ZM215 194V193H214ZM8 195H10L12 198H10V196H8ZM17 195H18V197H17ZM32 195V196H31ZM36 196V198H35V196ZM49 195V196H48ZM107 195V196H106ZM116 195V196H115ZM173 195V196H172ZM182 195H184V196H182ZM192 197H191V196ZM255 195H257V196H255ZM8 196V197H7ZM15 196V197H14ZM20 196H23V197H20ZM39 196V197H38ZM44 196V201H43V197ZM67 196V197H66ZM81 196H82V198H81ZM188 196V197H187ZM194 196V197H193ZM200 197L199 199H206L205 197ZM5 197H7V198H5ZM41 197V199H42V201L40 200L39 201V204H37L38 202L37 201H34V200H38V198H40ZM78 197V198H77ZM98 197V198H97ZM108 197V198H107ZM141 197H142V199H141ZM158 197V198H157ZM180 197V198H179ZM10 198V199H9ZM46 198V199H45ZM70 198V199H69ZM178 198V199H177ZM188 198V199H187ZM248 198V199H247ZM1 199V200H2ZM6 199H7V201H6ZM16 199V200H15ZM21 199V200H20ZM60 199V200H59ZM105 199V200H104ZM106 199H108V200H106ZM123 199V200H122ZM177 199V200H176ZM184 199V200H183ZM192 199V200H191ZM241 199H239L240 201H241ZM32 200V201H31ZM46 200H48V201H46ZM69 200V201H68ZM101 200V201H100ZM169 200V201H168ZM175 200H176V202H175ZM180 200V201H179ZM182 200V201H181ZM196 200V199H195ZM250 200H252V202L250 201ZM13 203H12V202ZM26 201V202H25ZM50 201V202H49ZM51 201H52V204H51ZM68 201V202H67ZM92 201H94V202H92ZM127 203H126V202ZM149 201V202H148ZM174 201V202H173ZM188 201V202H187ZM260 201V202H259ZM0 202H2V201H0ZM25 202V203H24ZM29 202V203H28ZM46 202H49L50 204L48 205V206H46ZM82 202V203H81ZM87 202V203H86ZM113 202V203H112ZM134 204H133V203ZM173 202V203H172ZM179 202H180V204H179ZM259 202V203H258ZM12 203V205L13 206H16V208H17V210L15 209V207L13 208V207H11V204ZM15 203V204H14ZM19 203V204H18ZM27 203H28V205H27ZM30 203H32V205L30 204ZM34 203V204H33ZM66 203V204H65ZM79 203H80V205H79ZM135 203H136V205H135ZM182 203V204H181ZM188 203V204H187ZM194 203V202H193ZM249 203L247 204V205H249ZM255 203V204H254ZM257 203V204H256ZM6 204V205H5ZM42 204V205H41ZM78 204V205H77ZM123 204V205H122ZM253 204V205H252ZM50 205H52V207L50 206ZM98 205H100L98 208H97V206ZM123 207H122V206ZM145 205V206H144ZM147 205V206H146ZM163 205V206H162ZM188 205V206H189ZM30 206V207H29ZM35 206H37L38 207V209L40 210H38L36 207L34 208ZM40 206H42L43 208H41ZM51 208H50V207ZM69 206V207H68ZM82 206V207H81ZM96 206V207H95ZM187 206V207H188ZM2 207V208H1ZM6 207L8 208V209H6ZM81 207V208H80ZM84 207V208H83ZM106 207V208H105ZM108 207V208H107ZM180 207V208H179ZM262 207H261V210H264V209H262ZM31 208H33V209H35V210H37L36 212H35V210H33L32 209V213H29L30 212V209ZM53 208H55L56 209V211L58 210L59 211V214H57L58 212H56L55 211V209L53 210ZM58 208V209H57ZM92 208V209H91ZM112 208H114V209H112ZM119 208V209H118ZM175 208H177L176 209V211H175ZM257 208H259V209H257ZM3 209V210H2ZM10 209V210H9ZM13 209V211L11 212V210ZM27 209H28V211H27ZM44 209V210H43ZM48 209V210H47ZM85 211H84V210ZM98 209V210H97ZM112 211H111V210ZM131 209V210H130ZM155 209V210H154ZM162 209V210H161ZM251 209V210H250ZM2 210V211H1ZM7 210V211H6ZM17 212H16V211ZM21 210V212H19ZM46 210H47V212H46ZM51 210H53V211H51ZM107 210H108V212H107ZM174 210V211H173ZM241 210H240V213H241ZM24 211V212H23ZM25 211H27L26 212V214H24L25 213ZM44 211H45V213H44ZM50 211V212H49ZM109 211H111V212H109ZM147 211V212H146ZM169 213H167V212ZM171 211V212H170ZM2 212H5V214L4 213H2ZM7 212V213H6ZM41 212H43V213H41ZM54 212V213H53ZM61 212V213H60ZM173 212H175V213H173ZM180 212V211H179ZM237 212V210L235 211V213ZM245 212H247V213H245ZM248 212H249V216L248 215H246V214H248ZM250 212H251V215H253V216H251L250 215ZM33 213H35V215L33 214ZM47 213H50V214H47ZM149 213V214H148ZM166 213V214H165ZM238 213V212H237ZM241 213V214H242ZM245 213V214H244ZM254 213H257L256 214V217L257 218H255V214ZM20 214H22L21 216H23V214L24 215H28L27 216V218H25V217H21V216H19ZM45 214V215H44ZM139 214V215H138ZM170 214H172V215H170ZM240 214V215H241ZM113 215V216H112ZM118 215V216H117ZM146 215V216H145ZM161 215H163V219H162V217H161ZM166 215V216H165ZM170 215V216H169ZM3 216V217H2ZM5 216H7V217H5ZM8 216H10V218L8 217ZM49 216H50V218H51V220H50V218H49ZM64 216H66V217H64ZM108 216H110V218L108 217ZM136 216V217H135ZM159 216V217H158ZM165 216V217H164ZM175 216V215H174ZM52 217H54V218H52ZM58 217V218H57ZM157 217V218H156ZM250 217H253V218H250ZM7 218H8V220H7ZM23 218V219H22ZM25 218V219H24ZM48 218V219H47ZM60 218V219H59ZM119 218V219H118ZM125 218V219H124ZM134 218V219H133ZM153 218H155V219H157V220H155V219H153ZM5 219H6V221H8V222H6L5 221ZM29 219V218H28ZM69 219H70V222H72L73 224H74V228H75V233L73 234V233H68V234H66L67 232H69V230L67 231V230H65L66 229V227L69 225ZM116 219V220H115ZM129 219V220H128ZM134 221H133V220ZM158 219H160V221L158 220ZM263 219V220H262ZM25 220H27V222H24ZM42 220V221H41ZM46 220H48V221H46ZM53 220V221H52ZM56 220H58V221H56ZM64 220V221H63ZM67 220H68V222H67ZM162 220H164V221H162ZM167 220V219H166ZM29 221V222H28ZM46 221V222H45ZM50 221V222H49ZM61 221V222H60ZM113 223H112V222ZM130 221V222H129ZM247 221V220H246ZM11 222H10V226H11ZM53 222V223H52ZM54 222H56L55 224H54ZM58 222V223H57ZM66 222V223H65ZM118 222V223H117ZM126 222H128V223H126ZM134 222H136L135 224H134ZM142 222V224H140ZM254 222H258V221H254ZM254 222H252L251 221V223H254ZM25 223H28V224H25ZM64 224V226H62L61 224ZM117 223V224H116ZM162 225H161V224ZM250 223V222H249ZM259 223V222H258ZM30 224V225H29ZM41 224H42V226L43 227H41ZM54 224V225H53ZM59 224V225H58ZM67 224V225H66ZM147 224V225H146ZM150 225V227H149V225ZM152 224V225H151ZM248 224V223H247ZM256 225H257V223H255ZM255 224H253L254 226H255ZM260 224H263L264 225V222H262V223H260ZM260 224H258V225H260ZM12 225V226H13ZM34 225V224H33ZM49 225V226H48ZM53 227H52V226ZM116 225L118 226V227H116ZM132 225V226H131ZM136 225V226H135ZM248 225H250V224H248ZM257 225V226H258ZM9 226V227H10ZM37 226V227H38ZM57 226V227H56ZM113 226V227H112ZM142 226V227H141ZM251 226V225H250ZM254 226H253V228H254ZM256 226V227H257ZM8 227V228H9ZM23 227V228H24ZM28 227H26V228H24L23 230H28L27 228ZM32 227V226H31ZM37 227H36V229H37ZM45 227V228H44ZM47 227H48V229H47ZM61 227V228H60ZM65 227V229H63ZM115 227V228H114ZM152 227L154 228V230L152 229ZM155 227H157L156 229H155ZM2 228H3V230H2ZM7 228V229H8ZM42 228V229H41ZM50 228H53V230L52 229H50ZM58 228V229H57ZM111 228H114L113 230L111 229ZM117 228V229H116ZM121 228V229H120ZM151 228V229H150ZM162 229L160 232H159V230L158 229ZM258 228V227H257ZM13 229H16V228H13ZM20 229H21V231H18L17 233H15L14 231V233L15 234H17L18 235V233H20V232H22L23 233V231H22V226L20 227ZM20 229H16V230H20ZM34 231H35V229L34 228H32ZM55 229H57V230H64V231H66V233H63V232H61L60 230V232L59 231H57V230H55ZM133 229V230H132ZM256 229V228H255ZM33 230H31V232L33 231ZM52 230V231H51ZM127 230V231H126ZM252 230V229H251ZM250 230V231H251ZM260 230V229H259ZM10 231H12V230H10ZM30 231V230H29ZM54 231V232H53ZM132 231V232H131ZM156 231H158V232H156ZM256 231H257V229H256ZM27 232V231H26ZM45 233L46 232V234H43V235H41L42 233ZM51 232H53V233H51ZM61 233V235H59L58 236V233ZM115 234V235H113V233ZM122 232V233H121ZM139 232V233H138ZM150 232H151V234H150ZM254 232V229L251 231V233H253ZM258 232V231H257ZM13 233V234H14ZM48 233L49 234H51V235H48ZM154 233H157L156 235H154ZM10 234V233H9ZM26 234V233H25ZM33 234V233H32ZM32 234H31V236H32ZM54 234H56L57 236H54ZM62 234H64L63 236H62ZM66 234V235H65ZM76 234V235H75ZM147 234V235H146ZM152 234L154 235L153 237H152ZM260 234V233H259ZM2 235V236H1ZM5 235V236H4ZM11 235V234H10ZM19 235H21V234H19ZM18 235V236H19ZM23 235V234H22ZM27 235H23L24 236V238H25V236H27ZM35 235V234H34ZM46 235V236H45ZM72 235L74 236H77V237H72ZM255 235V234H254ZM257 235H258V233H257ZM12 236H14V235H12ZM11 236V238H13ZM51 236H53L54 237V239H50V238H52ZM65 236V237H64ZM71 236V237H70ZM119 236H124L122 239H121V241L120 242H123L124 241V243H127L128 244V242H127V240H129V242H131V243H129V244H135L136 243V245L138 244L137 242H136V239H137V241L138 240H140V242H141V244L142 243H144V244H140L142 247H140L139 246V244H138V246L140 247V249H142V253L140 252V250H139V248H138V251L139 252H137V251H135V252H137V254L135 253V252H133V251H130L128 248H127V250H125V249H123V247L122 246H120V243L119 242H117V243H115V241H118V239H120V238H115V237H119ZM134 236V237H133ZM146 236V237H145ZM15 237V236H14ZM35 237V236H34ZM33 237V238H34ZM45 237V238H44ZM66 237H69V242H70V245H76L77 244V242H78V246H79V251L76 253L75 252V250L73 251V249L71 248V246H70V248L72 249H68V247H66V246H63L64 244H63V238H66ZM133 237V238H132ZM149 237H152L151 239L149 238ZM253 237H255V236H253ZM10 238V237H9ZM23 238V237H22ZM21 238V239H22ZM32 238V237H31ZM53 240V242H54V244H53V242H49L50 240ZM114 238H115V241H113L114 240ZM146 238H147V241H146ZM148 238L150 239V240H148ZM7 239V238H6ZM14 239V238H13ZM68 239V238H67ZM66 239V240H67ZM76 241V243L74 242V240ZM112 239V240H111ZM117 239V240H116ZM126 239V240H125ZM134 239V240H133ZM141 239L143 240V239H145V241H141ZM15 240H16V238H15ZM20 240V239H19ZM19 240H16V241H19ZM62 240V241H61ZM66 240H65V242H66ZM71 240V241H70ZM112 241V243H108L109 241ZM133 240V241H132ZM156 240H158V241H156ZM161 241V243H160V241ZM11 241H13L12 239H11ZM22 241H23V239H22ZM21 241V242H22ZM57 241H58V243H57ZM59 241H61L60 243H59ZM72 241L74 242V243H72ZM110 241V242H111ZM126 241V242H125ZM8 242H9V240H8ZM15 242V241H14ZM25 242V241H24ZM27 242V241H26ZM64 242V243H65ZM135 242V243H134ZM139 242V241H138ZM4 243V244H3ZM16 243H18V242H16ZM28 243V244H29ZM39 243V242H38ZM72 243V244H71ZM10 244H12V243H10ZM27 244V243H26ZM28 244L26 245V247L28 246ZM35 244V243H34ZM33 244V245H34ZM60 244V245H59ZM110 245V251L111 252H109V251H107V250H109L108 248H106L104 245H107V246H109ZM115 244V245H114ZM118 244V245H117ZM16 245V244H15ZM19 244H17L16 246H18ZM21 245V244H20ZM24 246V245H23ZM62 247V248H60V247ZM68 246H69V244H68ZM116 246V247H115ZM15 247V246H14ZM19 247V246H18ZM42 247V248H41ZM6 248V249H5ZM43 248H46L45 250H43ZM65 248H67L68 249V251H66L67 249H65ZM77 248V245H76V247H75V249ZM101 248H106L105 250L108 252V253H106V251H104L103 249H101ZM115 248V251H113V249ZM3 249V250H2ZM14 249V248H13ZM15 249H16V247H15ZM18 249V248H17ZM40 249V250H39ZM58 249V250H57ZM65 249V250H64ZM121 251H120V250ZM4 250H6V251H4ZM9 252H8V251ZM26 250H28V252L26 251ZM32 250H37L39 253H35L34 251H32ZM47 250H49L50 252H48ZM76 250H78V249H76ZM129 250V251H128ZM16 251V250H15ZM26 251V253H24ZM31 251H32V253H31ZM36 251V252H37ZM47 253V254H49V256L50 257H52L53 256V258H50V257H48V255L47 254H45V252ZM65 251V252H64ZM72 251V252H71ZM104 251V253H106V254H103L102 252ZM13 254V253H16V255L15 254H13V255H10L11 253ZM23 252V253H22ZM34 252V253H33ZM59 252V253H58ZM74 252V254H72ZM125 254H124V253ZM162 252V251H161ZM10 253V254H9ZM29 253V254H28ZM44 254L45 256H47V258L48 259H53L51 262L44 256V255H42V254ZM53 253V254H52ZM76 253V254H75ZM160 253V252H159ZM4 254H6V255H4ZM21 256H20V255ZM32 254V255H31ZM33 254H35V255H33ZM40 254V255H39ZM60 254V255H59ZM65 254V255H64ZM71 254V255H70ZM127 254V255H126ZM131 254V255H130ZM136 256H134V255ZM142 254V256H140ZM7 255H10L11 257H12V259H11V257H10V259L8 260L7 258L9 257V256H7ZM17 255H19V256H17ZM24 255V257H22ZM29 255H31V257H28ZM54 255H55V257H54ZM105 255V256H104ZM107 255H109V256H107ZM126 256L125 258H129V260L128 261H126V263H125V259L123 258L124 256ZM17 256V257H16ZM35 256V257H34ZM63 256H65L64 258H63ZM74 256V257H73ZM80 256V255H79ZM111 256V257H110ZM119 256H121V258L119 257ZM128 256V257H127ZM134 256V257H133ZM150 256V257H149ZM156 256V257H155ZM162 256V257H161ZM4 257V258H3ZM39 257V258H38ZM43 257H45L44 259H42L41 260V258H43ZM60 257V258H59ZM83 257V256H82ZM101 257H103V258H101ZM108 257V258H107ZM130 257H131V259H130ZM138 257H140V258H138ZM144 257H146V258H144ZM156 258V262H155V260H152L153 262H151L150 260H151V258L153 259V258ZM158 257V258H157ZM160 257H161V260H160ZM264 257V256H263ZM24 258V259H23ZM38 258V259H37ZM68 258V260H65V259H67ZM71 258V259H70ZM73 258L74 259H76V260H73ZM80 258V257H79ZM101 258V259H100ZM114 258H115V263H114ZM118 258V259H117ZM138 258V259H137ZM148 258V259H147ZM3 259V260H2ZM30 259V260H29ZM81 259H83L82 260V262L83 261H87V259H85V258H81ZM104 259V260H103ZM106 259V260H105ZM112 259H113V262H112ZM137 259V260H136ZM144 259H147V261L146 260H144ZM6 260H8L7 262H6ZM15 260V261H14ZM28 260V263L26 262ZM33 262H32V261ZM38 260V261H37ZM56 260V261H55ZM72 260V261H71ZM94 260H95V262H94ZM97 260H99L98 262H96ZM110 260V261H109ZM148 260H149V262H148ZM30 261V262H29ZM49 262V263H46V262ZM63 261V262H62ZM67 261V262H66ZM105 261V262H104ZM130 261V262H129ZM16 262V263H17ZM104 262V263H103ZM120 262L119 261H117V263H119L120 264ZM133 262V263H132ZM155 262V263H154ZM165 262V263H164ZM10 263V264H11ZM15 263V264H16ZM88 262H83L82 264H87ZM136 263V264H137ZM13 264V263H12ZM80 264V263H79ZM88 264H90V263H88Z\"/></svg>","mask_w":264,"mask_h":264},{"label":"crops","instance_id":"3","mask_svg":"<svg viewBox=\"0 0 264 264\" xmlns=\"http://www.w3.org/2000/svg\"><path fill=\"white\" fill-rule=\"evenodd\" d=\"M256 99L258 101L260 110L264 112V95L256 96ZM242 108H243L242 105L240 108L238 106L235 107V109L238 111L237 113L242 114L244 116V118H243L244 123L249 124L258 118L259 113L257 111V108H250L247 111H242Z\"/></svg>","mask_w":264,"mask_h":264}]
</instances>
